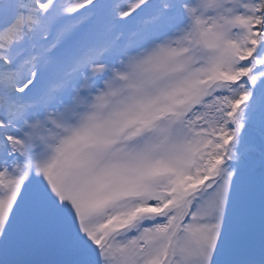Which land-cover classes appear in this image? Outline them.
I'll use <instances>...</instances> for the list:
<instances>
[{"label":"snow or ice","instance_id":"snow-or-ice-1","mask_svg":"<svg viewBox=\"0 0 264 264\" xmlns=\"http://www.w3.org/2000/svg\"><path fill=\"white\" fill-rule=\"evenodd\" d=\"M0 264H264V0H0Z\"/></svg>","mask_w":264,"mask_h":264}]
</instances>
